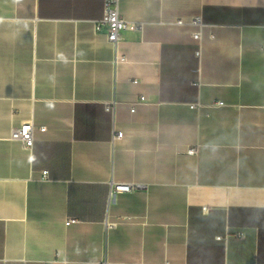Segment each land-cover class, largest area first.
I'll return each mask as SVG.
<instances>
[{"label": "crops", "instance_id": "crops-1", "mask_svg": "<svg viewBox=\"0 0 264 264\" xmlns=\"http://www.w3.org/2000/svg\"><path fill=\"white\" fill-rule=\"evenodd\" d=\"M103 7L0 0V264H264V0Z\"/></svg>", "mask_w": 264, "mask_h": 264}, {"label": "built area", "instance_id": "built-area-1", "mask_svg": "<svg viewBox=\"0 0 264 264\" xmlns=\"http://www.w3.org/2000/svg\"><path fill=\"white\" fill-rule=\"evenodd\" d=\"M103 17L95 22V28L98 31H104L108 40L115 46L123 39V33L128 30L130 23L126 21L120 14V0H104ZM183 24L182 20L178 21ZM190 24L198 27V30L193 32V37L200 40L202 38V30L205 24L199 17H195L190 21ZM138 26L137 24L135 25ZM121 57L115 56V62ZM142 99V98H141ZM107 110H110V105H107ZM11 138L20 141L27 148H31L34 144V125L32 122L21 123L13 128ZM123 136L121 131H117L114 139H120ZM194 151V150H193ZM134 189V185L130 183H112L110 187V199L115 195L123 192H130ZM76 219H68L67 224L75 222Z\"/></svg>", "mask_w": 264, "mask_h": 264}]
</instances>
